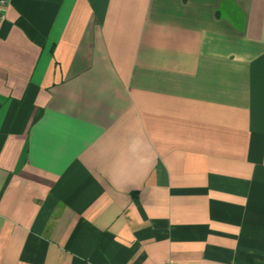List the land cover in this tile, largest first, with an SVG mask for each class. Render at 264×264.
<instances>
[{
	"label": "crops",
	"instance_id": "1",
	"mask_svg": "<svg viewBox=\"0 0 264 264\" xmlns=\"http://www.w3.org/2000/svg\"><path fill=\"white\" fill-rule=\"evenodd\" d=\"M0 264H264V0H9Z\"/></svg>",
	"mask_w": 264,
	"mask_h": 264
},
{
	"label": "built area",
	"instance_id": "2",
	"mask_svg": "<svg viewBox=\"0 0 264 264\" xmlns=\"http://www.w3.org/2000/svg\"><path fill=\"white\" fill-rule=\"evenodd\" d=\"M9 0H0V22L5 18V11Z\"/></svg>",
	"mask_w": 264,
	"mask_h": 264
}]
</instances>
